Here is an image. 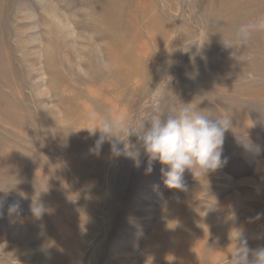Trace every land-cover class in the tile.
Listing matches in <instances>:
<instances>
[{"label":"rangeland","instance_id":"rangeland-1","mask_svg":"<svg viewBox=\"0 0 264 264\" xmlns=\"http://www.w3.org/2000/svg\"><path fill=\"white\" fill-rule=\"evenodd\" d=\"M261 17L264 0H0V264H230L238 229L264 246V31L238 42ZM183 104L231 121L186 191L145 174L135 135L130 155L92 150L100 118Z\"/></svg>","mask_w":264,"mask_h":264},{"label":"clouds","instance_id":"clouds-1","mask_svg":"<svg viewBox=\"0 0 264 264\" xmlns=\"http://www.w3.org/2000/svg\"><path fill=\"white\" fill-rule=\"evenodd\" d=\"M264 31V17L242 25L238 30V42L246 45L254 32ZM90 119L97 120L95 112ZM226 117H210L197 111L191 104H183L166 116L156 115L149 121L129 127L123 118L103 117L89 131L95 135L93 151L99 153L104 143L110 144L114 156L130 155V146L120 137L135 135L138 145L147 156L145 174L154 171L159 162L162 183L177 192L187 190L185 173L204 180L221 165L225 132L231 127ZM123 143V147L120 145ZM136 155V154H135ZM3 202L0 201V208ZM15 205L10 206V209ZM2 215V212H0ZM264 217L256 213L250 220ZM236 248L229 253L230 264H264V246L251 248L245 230L238 229Z\"/></svg>","mask_w":264,"mask_h":264},{"label":"bare ground","instance_id":"bare-ground-1","mask_svg":"<svg viewBox=\"0 0 264 264\" xmlns=\"http://www.w3.org/2000/svg\"><path fill=\"white\" fill-rule=\"evenodd\" d=\"M232 203V202H231ZM231 203H230V201H229V203L227 202V203H225V205H223V207H225V208H227V210H228V206H230L231 205ZM255 204V203H254ZM220 213V212H219ZM247 215V214H246ZM225 216V215H224ZM217 230V229H216Z\"/></svg>","mask_w":264,"mask_h":264}]
</instances>
